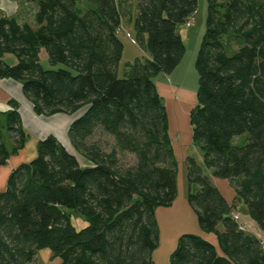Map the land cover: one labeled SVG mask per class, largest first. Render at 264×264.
Wrapping results in <instances>:
<instances>
[{"label":"trees","instance_id":"obj_1","mask_svg":"<svg viewBox=\"0 0 264 264\" xmlns=\"http://www.w3.org/2000/svg\"><path fill=\"white\" fill-rule=\"evenodd\" d=\"M207 3L191 113L203 162L187 159V200L219 247L183 234L169 264H264L261 241L234 221L248 214L264 232V0ZM197 9L198 0H139L134 26L150 56L129 64L123 78L119 0H38L33 25L0 15V78L21 83L41 115L80 110L68 130L76 154L50 135L0 192V264H39L43 249L60 264H155L157 212L179 193L155 79L181 64L186 48L178 30ZM27 138L18 111H0V167ZM212 177L230 182L232 203ZM73 213L87 226L77 230Z\"/></svg>","mask_w":264,"mask_h":264},{"label":"rangeland","instance_id":"obj_2","mask_svg":"<svg viewBox=\"0 0 264 264\" xmlns=\"http://www.w3.org/2000/svg\"><path fill=\"white\" fill-rule=\"evenodd\" d=\"M226 1L227 0H220V3H224ZM207 17V0H198V9L196 13L194 27L187 28L185 25H183L179 27L178 30V32L182 36L186 48V55L185 58L182 60L181 66L171 76L167 77L159 75L155 79V83H157L158 86L161 87V85H167L166 83L169 82V86H171V88L173 89L171 95H163L162 91H160V94L167 111L168 135L171 140V147L173 148V156L178 166L179 188L180 192L183 190V188H185V194H187L188 188L187 159L188 157H193L199 163L202 164L200 159L203 158L202 151L193 145L191 113L197 104V93L199 90V73L197 70V59L206 32ZM130 29L135 39H137L138 36L136 30H133L132 27ZM126 36L130 38L129 34H127ZM120 37L124 43V53L123 58L117 69V76L119 78H123L125 76V72L129 64L134 63L137 57L147 58L148 55L146 53L145 48L139 43V41L137 45H132L122 33L120 34ZM46 63V60H44L45 67H47ZM79 112L80 110L76 114H74V117L72 118L74 119L79 114ZM66 130L64 132L65 134H63L61 137H57V139L70 152L76 154L70 144ZM32 138L35 139L34 137ZM34 142L35 140H33L32 144L28 145V149L30 150L29 153L30 155L32 154V157L27 162H30L37 156V150L31 148L34 147ZM79 159L83 165H87V162L80 156ZM178 196L180 197L179 193ZM72 215V222L77 230H80L87 226V223L82 218H80L79 215L74 213ZM160 218L161 217H159V219ZM241 221L246 226V233L250 236L257 237L261 241L262 247L264 249V232L261 230L259 225L254 220H252V218L248 214L245 213L241 214ZM159 224L161 232L160 246L158 250L154 253V263L169 264V246L171 244L170 240L172 238L171 235L175 231L172 232V227L168 225L162 226L161 219ZM180 232L181 236L183 234H187L186 232H182V230ZM51 258L52 252L49 249H43L38 252L39 264L53 263L54 261H51Z\"/></svg>","mask_w":264,"mask_h":264},{"label":"crops","instance_id":"obj_3","mask_svg":"<svg viewBox=\"0 0 264 264\" xmlns=\"http://www.w3.org/2000/svg\"><path fill=\"white\" fill-rule=\"evenodd\" d=\"M119 1L121 2L123 12L121 33L126 37L127 40H129L132 45H137L138 40L135 39L130 28L132 27L133 30L135 29L134 23L137 17V5L139 0H133V2L132 0ZM37 2L38 0H0V15L7 18H18L23 22H28L33 25V15L36 10ZM127 34L130 35V38L126 36ZM147 55V58H149L150 55L148 53ZM138 58L141 57H137L136 60ZM5 61L8 65H14L17 62L16 58L11 55H7L5 57ZM180 66L181 64L177 67V69ZM172 74L161 75L168 77ZM166 84L167 85H161L160 87L156 83L159 94L160 91H162L163 95H171L173 89L171 86H169V82ZM11 110H16L20 114L22 126L26 131L28 138L25 147L17 154L12 155L7 163L0 167V192L6 189L8 179L12 171L21 164L28 163L27 161L32 157V154L30 155L29 153L30 150L28 149V145L32 144L33 140H35V145L31 148L37 150L38 142L40 140H43L50 135H53L56 138L61 137L63 134H65L64 132L66 129L68 134V130L76 118L75 117L73 119L72 117H74V115L66 114H57L54 116H45L39 114L36 111L33 102L24 93L21 83L10 78H0V111L5 114ZM2 132L7 147L11 148L12 142L9 138L7 130L2 128ZM200 161L203 162V158L200 159ZM211 179L213 184L221 190L225 198L230 203H232L236 198V191L233 186H231L230 182L215 177H212ZM179 195L180 197L178 196V200H176L170 208L160 209L157 212L159 223L161 219L162 226L168 225L172 227V232L175 231L171 235L172 238L170 237V254L177 246L178 240L181 236V230L182 232L199 235L218 248L219 243L217 236H214L213 234H206L199 227L197 217L189 206L187 194H185V188H183L181 192L179 188ZM159 217L161 218L159 219ZM50 264L60 263L59 261L55 260Z\"/></svg>","mask_w":264,"mask_h":264},{"label":"built area","instance_id":"obj_4","mask_svg":"<svg viewBox=\"0 0 264 264\" xmlns=\"http://www.w3.org/2000/svg\"><path fill=\"white\" fill-rule=\"evenodd\" d=\"M194 22H195V16L192 17V18L189 20V22L186 24V27H187V28H192V27H194ZM240 220H241V219H240L239 214H235V215H234V221L237 222V223H239V228H240L241 231H246V229H245L246 226H245L244 224H242Z\"/></svg>","mask_w":264,"mask_h":264}]
</instances>
